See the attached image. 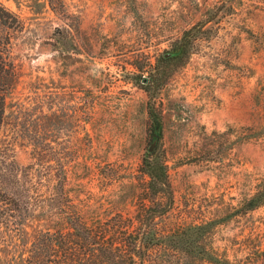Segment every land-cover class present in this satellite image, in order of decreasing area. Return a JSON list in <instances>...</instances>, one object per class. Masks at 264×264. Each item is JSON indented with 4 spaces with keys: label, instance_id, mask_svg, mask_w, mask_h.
Wrapping results in <instances>:
<instances>
[{
    "label": "rangeland",
    "instance_id": "374dc122",
    "mask_svg": "<svg viewBox=\"0 0 264 264\" xmlns=\"http://www.w3.org/2000/svg\"><path fill=\"white\" fill-rule=\"evenodd\" d=\"M0 1L24 25L1 154L61 162L90 220L137 213L152 153L173 191L159 227L215 222L203 244L223 263L196 264H264V203L242 210L264 188V0H63L59 13L47 0ZM186 34L188 54L173 59ZM46 227L29 220L0 256L23 264Z\"/></svg>",
    "mask_w": 264,
    "mask_h": 264
},
{
    "label": "trees",
    "instance_id": "16d2710c",
    "mask_svg": "<svg viewBox=\"0 0 264 264\" xmlns=\"http://www.w3.org/2000/svg\"><path fill=\"white\" fill-rule=\"evenodd\" d=\"M47 2L57 13L65 7L63 0ZM23 27L20 17L0 1V130L6 98L17 80L14 39ZM189 48L186 34L172 58L183 59ZM172 58L164 55L163 61ZM150 115L157 132L160 119L153 110ZM48 157L46 152H39L35 161L21 166L0 153V248L17 245L13 232L33 218L47 225L34 236L23 264H161V258L176 264H196L199 260L223 263L203 244L215 222L159 227L158 220L168 215L173 204L168 167L161 158L148 153L143 160L148 192L140 199L134 216L117 212L88 220L68 192L64 165L59 162L55 168ZM263 203L264 188H259L242 210L247 212ZM0 264L9 262L0 256Z\"/></svg>",
    "mask_w": 264,
    "mask_h": 264
},
{
    "label": "water",
    "instance_id": "95a60500",
    "mask_svg": "<svg viewBox=\"0 0 264 264\" xmlns=\"http://www.w3.org/2000/svg\"><path fill=\"white\" fill-rule=\"evenodd\" d=\"M155 143V142H154ZM154 143L152 144V145H154ZM153 149V146L150 148V150H152Z\"/></svg>",
    "mask_w": 264,
    "mask_h": 264
}]
</instances>
